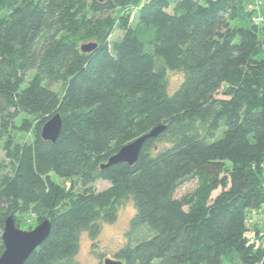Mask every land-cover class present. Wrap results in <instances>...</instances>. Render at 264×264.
I'll use <instances>...</instances> for the list:
<instances>
[{"label":"trees","instance_id":"1","mask_svg":"<svg viewBox=\"0 0 264 264\" xmlns=\"http://www.w3.org/2000/svg\"><path fill=\"white\" fill-rule=\"evenodd\" d=\"M255 12L245 0H0V257L6 222L28 215L52 229L25 264H77L81 235L95 242L129 199L116 262L263 264L262 231L248 228L264 206ZM168 70L184 72L173 95ZM56 114L53 143L42 131ZM161 126L134 165L102 168Z\"/></svg>","mask_w":264,"mask_h":264},{"label":"rangeland","instance_id":"2","mask_svg":"<svg viewBox=\"0 0 264 264\" xmlns=\"http://www.w3.org/2000/svg\"><path fill=\"white\" fill-rule=\"evenodd\" d=\"M256 9V8H255ZM264 25V22H263ZM119 36H122V31L120 28L116 29L113 34L112 39H117ZM168 78V92L170 95H173L179 88V86L184 81V72L182 71H167ZM60 85H56L55 88L58 89ZM164 146V145H163ZM110 187V183L108 181H99L95 188L98 191H102L105 188ZM195 188V182L186 183L181 186L180 191L178 192V196H181L187 192H191ZM81 190L80 187H78ZM221 190L217 191L215 194L220 193ZM135 206L133 201L126 200V203L120 208L119 216L116 222L114 223H106L102 224L103 228L101 231L100 237L93 242L88 234L84 232L81 235L80 240V250L78 254L75 256V262L77 264H99L100 262H105L108 258L116 261L115 255L117 251H119L126 244V234L130 229V221L135 216ZM251 222L248 223V228L254 231L260 229L262 231L261 240L259 242L264 247V206L259 211V213L253 214L252 217H248ZM24 225L21 229L25 231L35 230L39 225L38 222H34L32 217L28 215L24 216ZM248 220V221H249ZM32 227L33 229L30 230ZM256 237L255 239H257ZM226 264H230L225 262Z\"/></svg>","mask_w":264,"mask_h":264},{"label":"water","instance_id":"3","mask_svg":"<svg viewBox=\"0 0 264 264\" xmlns=\"http://www.w3.org/2000/svg\"><path fill=\"white\" fill-rule=\"evenodd\" d=\"M83 51L91 52L97 49L96 45L88 44L82 47ZM62 117L56 114L43 126L42 139L56 143L62 132ZM166 129L161 126L150 132L145 137L136 140L134 143L126 145L118 154L114 155L107 165L102 168L112 166L117 163H128L134 165L138 160V155L147 139H155ZM2 240L5 245V253L0 257V264H25L29 256L46 241L51 232V221L46 220L40 223L35 230L25 231L16 227V221L10 217L6 222ZM264 261V260H263ZM105 264H122L112 259H107ZM264 264V262H263Z\"/></svg>","mask_w":264,"mask_h":264},{"label":"crops","instance_id":"4","mask_svg":"<svg viewBox=\"0 0 264 264\" xmlns=\"http://www.w3.org/2000/svg\"><path fill=\"white\" fill-rule=\"evenodd\" d=\"M245 3L248 7L256 8V17H264V0H245Z\"/></svg>","mask_w":264,"mask_h":264},{"label":"built area","instance_id":"5","mask_svg":"<svg viewBox=\"0 0 264 264\" xmlns=\"http://www.w3.org/2000/svg\"><path fill=\"white\" fill-rule=\"evenodd\" d=\"M256 21L262 24L264 22V17H256Z\"/></svg>","mask_w":264,"mask_h":264},{"label":"bare ground","instance_id":"6","mask_svg":"<svg viewBox=\"0 0 264 264\" xmlns=\"http://www.w3.org/2000/svg\"><path fill=\"white\" fill-rule=\"evenodd\" d=\"M21 229V228H20ZM23 230V229H22Z\"/></svg>","mask_w":264,"mask_h":264}]
</instances>
